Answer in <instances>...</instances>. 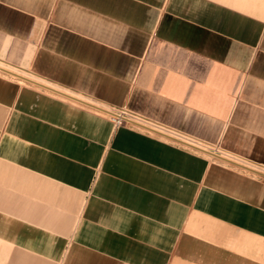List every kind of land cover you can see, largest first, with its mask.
Returning a JSON list of instances; mask_svg holds the SVG:
<instances>
[{"label": "crops", "instance_id": "0c3cea01", "mask_svg": "<svg viewBox=\"0 0 264 264\" xmlns=\"http://www.w3.org/2000/svg\"><path fill=\"white\" fill-rule=\"evenodd\" d=\"M260 174L264 0H0V264H264Z\"/></svg>", "mask_w": 264, "mask_h": 264}, {"label": "built area", "instance_id": "2783aa9c", "mask_svg": "<svg viewBox=\"0 0 264 264\" xmlns=\"http://www.w3.org/2000/svg\"><path fill=\"white\" fill-rule=\"evenodd\" d=\"M102 113L108 116V118L111 120L114 127L116 128L136 127V126L141 127V128H146L145 126H143L142 121L139 118H137L136 116L130 114L129 112L125 110L108 108L107 111H104ZM260 176L262 175L260 174Z\"/></svg>", "mask_w": 264, "mask_h": 264}, {"label": "bare ground", "instance_id": "6f19581e", "mask_svg": "<svg viewBox=\"0 0 264 264\" xmlns=\"http://www.w3.org/2000/svg\"><path fill=\"white\" fill-rule=\"evenodd\" d=\"M102 112H104V111H107L108 110V108H99Z\"/></svg>", "mask_w": 264, "mask_h": 264}, {"label": "rangeland", "instance_id": "374dc122", "mask_svg": "<svg viewBox=\"0 0 264 264\" xmlns=\"http://www.w3.org/2000/svg\"><path fill=\"white\" fill-rule=\"evenodd\" d=\"M18 81L22 82L21 80L17 79Z\"/></svg>", "mask_w": 264, "mask_h": 264}]
</instances>
